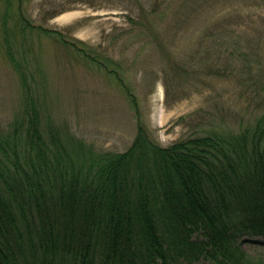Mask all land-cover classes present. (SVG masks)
Returning a JSON list of instances; mask_svg holds the SVG:
<instances>
[{
  "label": "trees",
  "instance_id": "trees-1",
  "mask_svg": "<svg viewBox=\"0 0 264 264\" xmlns=\"http://www.w3.org/2000/svg\"><path fill=\"white\" fill-rule=\"evenodd\" d=\"M12 1L4 40L26 101L0 129V264H250L240 239L264 237V114L168 146L139 121L124 151H98L54 124L46 133L10 40Z\"/></svg>",
  "mask_w": 264,
  "mask_h": 264
},
{
  "label": "rangeland",
  "instance_id": "rangeland-1",
  "mask_svg": "<svg viewBox=\"0 0 264 264\" xmlns=\"http://www.w3.org/2000/svg\"><path fill=\"white\" fill-rule=\"evenodd\" d=\"M6 12L0 0L1 130L26 101L6 54ZM7 26L44 131L54 124L98 151L126 150L139 121L168 146L264 114V0H13ZM240 244L264 264V237Z\"/></svg>",
  "mask_w": 264,
  "mask_h": 264
}]
</instances>
